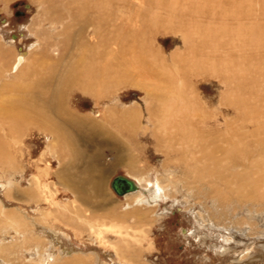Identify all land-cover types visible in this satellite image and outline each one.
Returning a JSON list of instances; mask_svg holds the SVG:
<instances>
[{
  "label": "bare ground",
  "instance_id": "6f19581e",
  "mask_svg": "<svg viewBox=\"0 0 264 264\" xmlns=\"http://www.w3.org/2000/svg\"><path fill=\"white\" fill-rule=\"evenodd\" d=\"M36 1L38 4L41 2L40 23L42 25L49 24L50 28L56 31L44 35L45 46L40 49L43 54L37 67H27L30 54L22 51L16 55V61L11 71H9V63L7 66L9 54L0 51V166H2L0 177L7 179L6 182L2 183L9 199L18 202L36 203L38 214H43L46 221L37 223L35 219L32 220L25 209L15 207L11 210L0 201V225H2L0 227V231H2L0 249L3 255L6 254L5 251L7 253L14 251L11 248V239L14 238L10 239L12 230H16L22 238L26 239L28 232H22V234L23 227H29L31 234L37 224H43V228L48 227L54 230L51 226L54 228L59 223L58 218L61 221L63 220L62 217L70 219L67 214L78 208L77 203H81V208L83 205L97 209L103 207L101 204H104L103 201L105 200L102 199L101 187L103 185L101 186V183H104L106 173L103 171L102 173L97 172L95 175L88 173V175L85 174V176L80 177L82 173L79 174L80 171L78 170L82 171L83 168L78 163L87 159L79 155L81 151L77 149H82L83 146L86 148L92 147L90 154L91 158L94 159L99 151H93V147H107L109 144L108 138L114 137V133H112V130H102L103 124L99 123V117L101 116L97 113H94V117L92 116L94 119H91L85 116L83 112H75L68 106L69 93L74 88L100 98L111 94L113 90L121 86L138 87L144 90L147 97L152 101L151 103L155 104L151 105V109H156L157 112L161 113L165 112L164 115L170 119L168 124L175 125L178 122L177 118L180 116L177 112L182 113L184 111V107L181 106L180 102L183 103L184 100L181 95L187 90V86L184 88V85H187L185 82L196 75L217 76L231 88L229 96L223 98L222 106L225 108L235 107L241 112L238 119V121L241 120V123H238L239 127L237 128L245 129L248 123L252 121L257 122V127L254 126L252 133L259 132L261 127L264 128V12L259 15V5H250L254 0H186L184 5L172 3L166 5L162 2L159 8L162 9L164 14L170 12L166 15V18L161 14L158 16L153 13V10L159 5L155 0H146L143 7H137L133 5V2L130 3L132 5H118L117 0H54L53 5L49 3L50 0ZM115 8L135 12L132 16H118ZM201 19L204 20L203 23ZM158 26L167 27L175 34H181L187 47L184 52L172 56V61H175L173 64L177 66V68H174L175 70L173 69L174 71L170 68L172 62H169L160 51L153 50L148 40L150 34H153V28ZM54 36L60 39L54 41L55 44L53 45L57 49L54 50V54H51L50 49L52 46L46 38L54 39ZM192 71L193 75H191ZM184 97L186 96L184 95ZM136 109V107H133L130 110H124L117 116H111L110 118H113V122H117L116 124L119 127L122 122L130 121L134 124L138 119L139 109ZM188 121L192 122L191 119ZM103 122L105 125L106 121ZM207 122L208 120H205L203 124L206 125ZM192 123L187 124L185 121V128H194L193 126H197L196 130L200 128L197 123L195 125ZM126 125L128 124L124 126ZM34 129L53 135V138L50 139L52 149L57 150L58 147L67 149V152L59 153L61 163L64 164L59 166V168H62L56 172V176L60 183L67 186L75 195V199L72 198L73 200L70 202L60 204L56 200V191H53V184L50 180L51 174L47 171L49 168L43 169L39 166L38 171L40 172L33 174L32 178L27 180L28 189L23 188L22 182L15 174L21 175L23 179L25 177L24 169L17 166V162L12 158L15 155L10 156L9 153L3 152L6 147L17 150L16 147L25 146L23 136ZM185 130L184 132L187 131ZM192 130L195 133L194 129ZM233 130L236 129L233 128ZM204 131L206 132V129ZM228 131L224 130L223 137L226 139V142H223L224 145H218L217 140L219 137L216 135L214 136L215 140H212L213 143L216 142V145L213 144L215 148L212 147L215 153L222 147H226L223 151V157L220 158L222 161L213 160L211 163L212 155L207 152L205 147H199L202 159L205 161H201V165L198 167L201 175L197 176L191 183H199L201 186L204 184L210 185L213 194L215 193L214 195L216 193L220 194L222 191H228L225 192V194H228L226 196L228 199L233 195L246 200L253 196L257 197L259 196L260 185L262 187L261 183L264 180L263 167L261 168L259 160H256L254 164L257 171L254 175H252V172L240 170L242 164L237 160L246 157L247 149L238 150L242 144L239 145L235 140L234 142L229 140L227 135L230 131ZM258 132L256 133L260 134ZM235 134L237 135V133ZM187 136L192 138L190 132ZM120 138L113 139L120 144L119 150L124 147L121 141L123 138ZM249 142L250 140L247 143L248 145ZM186 143H188V140H186ZM187 145L193 152L196 145L194 143ZM78 159L83 160L79 161ZM97 159H99L98 156ZM97 159L95 160L97 161ZM196 159L195 161H197ZM224 161L228 162L229 165L222 166L221 163ZM83 171L85 172L84 169ZM233 171L236 173L234 172L232 178ZM126 177L136 183L137 189L124 195H118L112 187L115 177L111 183L113 191L120 197L134 195L137 200L135 201L138 203L147 202L148 200H145L141 195L139 196L147 178L145 177L146 179L143 180L138 176H136L137 178H134L135 176L133 178ZM162 189L164 188L161 185H157L153 189L154 191L152 190L153 193L150 190L152 194L149 200L155 201L157 198H161ZM262 189H264V186ZM226 197L224 198L226 199ZM42 202L49 206V210L46 208L41 209L39 204ZM50 206L59 208L57 214L50 210ZM79 211L77 210L76 214L84 210ZM114 212H112L113 216L115 215ZM121 214L119 215L121 217H130L132 211ZM89 216L82 218L80 215L78 219L82 218L83 222L85 220L90 221L91 217ZM134 216L136 224L141 225V221L145 219L144 212L134 214ZM92 219L93 222L87 221L89 231L95 234L94 238H97L99 245L103 248L107 249L112 246L117 256H119V260L126 259L128 254L123 252L129 249L132 251L135 249L133 248L135 244L142 247V242L148 240L149 235L146 230H133L129 225L118 227L115 224H108L104 215L103 218L93 217ZM108 233L114 234L111 236L119 237L124 247L121 248L119 244H112L108 239ZM80 235L81 233L76 232V236ZM25 239L23 240L25 241ZM34 246L29 251H33V256L38 250ZM49 250H47L48 253ZM47 251L45 254H48ZM134 253L137 254V252ZM129 255V260H131L133 254L130 253ZM90 259L93 261V258ZM50 260H53V258H50ZM30 261L32 264L36 262L47 264L44 262L45 259L42 254L38 258L29 259ZM50 264H54V262ZM65 264H87V262L85 259L76 256Z\"/></svg>",
  "mask_w": 264,
  "mask_h": 264
},
{
  "label": "rangeland",
  "instance_id": "374dc122",
  "mask_svg": "<svg viewBox=\"0 0 264 264\" xmlns=\"http://www.w3.org/2000/svg\"><path fill=\"white\" fill-rule=\"evenodd\" d=\"M145 1L146 0H117L116 2H119L118 5H132L130 3L133 2V5L137 7H143L145 6ZM185 1L186 0H155L159 5L153 10V13H156L158 16L161 14L166 18V15L170 12L164 14L162 9L159 8L162 2L163 4L166 3V5L167 3H169V5L171 3L175 5H184ZM40 3L38 4L36 0H0V51L9 54V59L7 60V66L9 63V71H11L16 61V55L22 51L25 53L29 52L30 54L27 67H37L39 59L43 54L40 49L45 46L44 35L49 32L55 33L56 31H53L49 24L48 26L47 24L42 25V23H40ZM49 3L53 5L54 0H50ZM250 5H259V15L264 12V0H254ZM115 12L118 16H132L135 11L115 8ZM203 22L204 20L202 23ZM153 29V34H150V38L148 37L151 48L163 53V56H165L169 62H172L170 68L174 71V68H177V66L173 64L175 61H172V56L182 51L184 52L187 48L184 44L183 37L181 34H175L167 27L158 26ZM56 38L55 36L54 39L46 38L53 47L50 49L51 54H54V50L57 49L53 44H55L54 41H58L60 38L58 37L57 40ZM55 52L57 53V51ZM175 58L177 59L178 57L176 56ZM191 73V75H193V71ZM185 83L187 84L184 85V88L187 86V90L185 91L186 94L184 93L181 95L184 100L183 103L185 104L183 105V103L180 102L181 106L184 107V111L182 113H180V111L177 112L180 116L177 118L178 122L175 125L168 124L170 119L164 115L165 112L161 113L157 112L156 109H151V105L155 104H152L146 92L138 87L121 86L113 90V93L111 92V94L100 98L74 88L69 93L68 106L75 112H83L85 116L91 119H94L93 115L97 113L102 117H99L100 121L98 120L101 125L103 124L102 130H112V133H114V137H109V140L107 139L109 141L107 147H93V151H99V154H97L96 157L94 156V159H92L93 157L91 158L90 154L92 147L86 148L83 146L82 149H77L81 151L79 155L87 159L84 160V162L78 163L81 164V168L85 170V172L83 169L82 171L78 170L80 171L79 174L82 173L80 177L85 176V174L88 175V173H91V175H95L97 172L102 173V171L106 173V179L104 183H101V186L103 185L101 187L102 192L100 191L103 197L100 198L104 199L106 202L103 201L104 204H101L103 207H98V209L87 205H83L81 208V203H77L78 208L74 210H72V208L71 213L67 214L72 220H68L60 214L63 220L61 221V219L58 218L59 223H57L54 228L51 226L54 230L48 227L43 228V224H37L31 234L30 229H28L29 227L25 226V228L23 227L21 230V233L28 232V237L26 239L24 237L22 238L16 230H12L10 239L12 237L14 239H11V248L14 249V251L16 250V253L14 251H12V253H7V251H5L6 254L3 255L0 249V264H32L31 261L29 262V259L33 257L38 258L40 254L43 255L45 259L44 262L47 264L53 262L54 264H65L76 256L85 259L87 264H264V189H262L264 180L261 183L262 187L260 185L259 188L262 195L259 190V196H253L247 200L235 197L234 195L228 199V197H226L228 194H225V192L228 191H222V193H216V195H214L215 193L213 194L210 185L204 184L201 186L199 183H191L197 176L201 175L198 167L201 165V161H205L202 159L199 147H205L207 152L212 155L213 159L210 160L211 163L213 160L222 161L220 158L223 157V151L226 147H222L215 153V150H213L215 148L213 144L216 145V142L213 143L215 140L214 136L216 135L219 137V141L217 140L219 146L224 145L223 142H226L225 137H223L224 130L228 131L230 127V133L227 135V138L229 136V140L233 142L235 140L239 145L242 144V146H239L238 150L242 148L244 150L247 149L246 157L237 160L242 164L240 170L248 171L249 173L252 172V175H254L255 171H257L254 163H256V160H259L260 167H263L262 172H264V128L261 127L259 132L256 131L260 134L256 132L252 133V130L257 127L256 121H252L253 123L249 122L245 129L237 128L239 127L238 123H241V120L238 121L241 112L235 107L225 108L222 106L223 98L229 96L231 88L217 76L196 75L193 78H189ZM180 88L183 89L181 86ZM184 95L187 98L184 97ZM133 107H136V110L139 109L140 111H138V119L135 122L136 125L129 121L122 122L123 126L121 125L119 127L116 124L117 122H113L114 119L110 118L111 116H117L124 110H130ZM153 108L155 107L153 106ZM189 116V119H191L193 123L188 121ZM205 120H208L206 125L203 124ZM103 121H106L105 125ZM185 121L187 124L192 123L195 125V123H197L199 125L198 127H200L198 130L200 131L196 130L197 126H193L194 128H185ZM124 123L128 125L124 126ZM233 128L237 131L233 130ZM191 129H194L195 133H193ZM204 129H206V132ZM184 130L187 134L190 132L192 138H189ZM235 133H237V135ZM23 137L26 143L25 146H18L16 147L17 150L15 148H13V150L8 149V147H6V150L3 149V152L9 153L10 156L15 155L12 158L17 162V166H21L24 169L25 177L23 179L21 175L15 174L22 182L23 188L28 189L29 185L27 180L31 179L33 174L40 172L38 168L41 166L43 169H50L47 171L51 174L50 180L53 184V191H56L55 197L58 203L60 202V204H63V202H70L75 199L73 192L70 191L67 186L61 184L56 176V172L62 168H59V166L64 164L61 163L62 160L59 157V153L67 152V149H63L62 147H58L57 150L52 149L50 139L53 138V135L46 132L43 133L40 130L34 129L33 131H28ZM120 137L123 138L121 141L124 149L122 148L119 150L120 144H118V142L116 143L113 139ZM221 138L222 140H220ZM186 140H188V143H186ZM249 140L250 146L247 144ZM191 143L196 145L193 152L187 145H191ZM245 144L247 145L244 146ZM74 149L76 150V148ZM97 156L99 159H97ZM95 159H97V161ZM195 159L197 161H195ZM78 160L82 161L83 159ZM197 162L199 163L197 164ZM225 164L227 166L229 165L226 161L221 163L222 166H225ZM243 166L245 167L243 168ZM0 172H2V166H0ZM234 172L235 171L232 172V178L236 173ZM119 175L132 178L134 176V178H137L136 176H138V178H142L143 180L147 178V181L145 180L144 182L145 187L142 186L139 196L141 195L148 201L138 203L134 195H130L129 197L118 196L113 191L111 183L113 179ZM229 179H231V177H229ZM6 180L7 179H2L0 177L1 203L11 210H13L12 208L15 209V207L25 209L27 211L26 213L32 217L33 221L35 219L37 223L46 221L43 214H38V206L36 203L28 201H21V203L16 200H11L6 196L2 183L6 182ZM147 185L149 186L148 188ZM157 185H161L164 188L161 190V198L159 197V199L157 198L155 201H150V195ZM150 190H153L152 193ZM224 197H226V199ZM129 199L131 200L129 201ZM40 204L39 206L41 209L46 208L49 210V206L46 205L45 202ZM50 210L57 214L59 208L52 206ZM77 210L84 211L76 214ZM111 210L112 212L116 210L114 216ZM127 211H132L130 217L119 216L121 213L123 214ZM143 212L145 214V219L141 221V225H138L136 224L134 214H142ZM78 215H81L82 218L90 215V221L85 220L84 223L82 218L78 219ZM103 215L106 216L105 220L108 224H115L118 227L129 225L133 230H146L149 235L148 240L142 242V247L136 244L134 246L132 245L135 249L132 251L129 249L123 252L128 254L126 259L119 260V256H117L112 246L107 249L103 248L99 245L97 238H94L95 234L89 231L87 221L93 222V217L103 218ZM56 216L58 217V215ZM1 226L2 225H0V227ZM132 229H130V231H132ZM76 232L81 233V235L76 236ZM0 234L1 241L2 231H0ZM66 234H68V236H66ZM107 235H109L108 239L112 244H119V247H124L119 237L111 236L114 235L112 233H108ZM23 239H25V241ZM33 246L38 249L37 252L34 253V256L32 253L33 251L29 252L30 248H33ZM47 250H49V253ZM46 251L48 254H45ZM134 252H137V254ZM130 253L133 254L131 260H129ZM50 258H53V260H50ZM90 258H93V261ZM34 264L41 263L36 262Z\"/></svg>",
  "mask_w": 264,
  "mask_h": 264
},
{
  "label": "water",
  "instance_id": "95a60500",
  "mask_svg": "<svg viewBox=\"0 0 264 264\" xmlns=\"http://www.w3.org/2000/svg\"><path fill=\"white\" fill-rule=\"evenodd\" d=\"M112 187L118 195H124L137 189L136 183L124 175L117 176L112 183Z\"/></svg>",
  "mask_w": 264,
  "mask_h": 264
}]
</instances>
